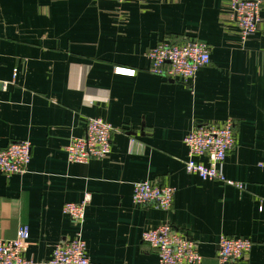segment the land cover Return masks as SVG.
<instances>
[{"label":"crops","instance_id":"obj_1","mask_svg":"<svg viewBox=\"0 0 264 264\" xmlns=\"http://www.w3.org/2000/svg\"><path fill=\"white\" fill-rule=\"evenodd\" d=\"M231 1L0 0V79L12 83L0 90V150L32 143L26 174L0 172V239L26 224L25 257L49 264L81 232L90 264H159L142 235L166 223L196 244L203 264H218L221 236L253 244L233 264H264V6L243 41ZM191 40L211 52L195 79L150 72V49ZM89 118L114 128L111 153L70 164L65 147ZM228 119L237 143L222 170L244 190L185 168L193 126ZM144 181L176 189L169 212L133 204ZM86 195L80 226L63 208Z\"/></svg>","mask_w":264,"mask_h":264},{"label":"built area","instance_id":"obj_2","mask_svg":"<svg viewBox=\"0 0 264 264\" xmlns=\"http://www.w3.org/2000/svg\"><path fill=\"white\" fill-rule=\"evenodd\" d=\"M119 2L134 0H117ZM231 9L245 41L255 34L261 22L260 13L264 0H232ZM147 57L151 62L150 72L169 80L184 83L195 79L197 73L211 63L208 44L196 40L184 43L161 42L150 49ZM17 71L14 72V78ZM118 73L134 75L135 71L117 69ZM12 83L0 79V90H7ZM114 128L101 118H89L85 133L71 137L65 147L70 164H87L93 160H104L111 153ZM235 123L228 119L224 124H196L184 138L188 159L185 163L189 174L203 181H216L228 187L244 190L243 182L226 177L222 165L236 146ZM32 159V143L17 141L0 150V172L6 177L24 175ZM206 161V162H205ZM176 189L170 185H156L150 181L135 183L132 201L136 206H153L169 212L174 203ZM90 201L86 195L81 203H66L63 212L74 223L82 226ZM29 229L21 224L17 237L0 239V264H37L24 255ZM145 243L156 250L159 264H203V257L196 244L170 224L149 229L142 235ZM218 264H233L243 259L253 247L250 239L221 236L219 239ZM49 264H90L87 246L79 232L72 240L57 245Z\"/></svg>","mask_w":264,"mask_h":264}]
</instances>
